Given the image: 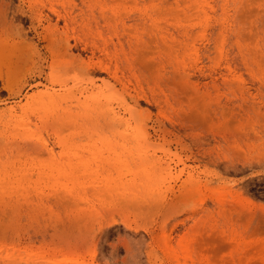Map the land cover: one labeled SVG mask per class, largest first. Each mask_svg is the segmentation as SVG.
<instances>
[{"label":"rangeland","instance_id":"obj_1","mask_svg":"<svg viewBox=\"0 0 264 264\" xmlns=\"http://www.w3.org/2000/svg\"><path fill=\"white\" fill-rule=\"evenodd\" d=\"M0 264H264V0H0Z\"/></svg>","mask_w":264,"mask_h":264}]
</instances>
